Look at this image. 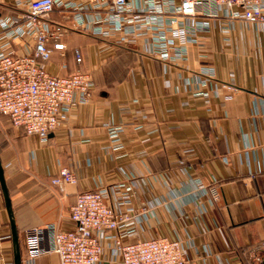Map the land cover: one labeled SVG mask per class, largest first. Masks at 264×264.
Instances as JSON below:
<instances>
[{
  "label": "crops",
  "instance_id": "0c3cea01",
  "mask_svg": "<svg viewBox=\"0 0 264 264\" xmlns=\"http://www.w3.org/2000/svg\"><path fill=\"white\" fill-rule=\"evenodd\" d=\"M32 1L0 0V19L24 14ZM55 1L49 22L67 28L66 49L54 52L48 68L89 73L94 89L90 102L69 112L45 141L0 112V160L22 264L28 230L71 228L78 194L120 182L133 187L135 208L147 211L141 225L117 234L126 241L181 239L193 264L247 258L258 264L264 243V24L199 17L209 30L190 37L183 58H160L152 53L160 19L151 25L129 19L160 17L162 0H130L133 13L119 19L101 0ZM77 14L102 21L94 32L77 31ZM6 32L0 49L33 52L29 38H7ZM112 128L118 139L111 138ZM63 168L77 182L61 190L52 179ZM211 190L218 194L213 202ZM0 264H15L1 185ZM33 264L60 259L43 254ZM101 264L119 263L105 252Z\"/></svg>",
  "mask_w": 264,
  "mask_h": 264
},
{
  "label": "built area",
  "instance_id": "2783aa9c",
  "mask_svg": "<svg viewBox=\"0 0 264 264\" xmlns=\"http://www.w3.org/2000/svg\"><path fill=\"white\" fill-rule=\"evenodd\" d=\"M101 1L118 14L115 19L133 13L130 0ZM56 4L55 0H33L24 14L0 19V45L2 32L7 31V38H29L34 48L27 54L0 49V112L10 118L14 127L44 141L60 129L69 112L90 102L94 89L89 73L61 75L48 68L54 50L66 49L62 39L67 28L49 22ZM159 14L160 17L139 14L129 20L151 25L152 20L160 19L161 32L152 53L160 58L179 59L186 54L191 36L209 30L199 17H242L253 24H264V0H162ZM98 21L85 20L77 14L73 28L94 32L92 27ZM76 62H82L80 51H76ZM109 133L112 139H118L116 128ZM76 182L68 168L52 179V184L61 190ZM211 195L212 202L218 199L215 190H211ZM133 196V187L124 182L78 194L70 209L71 228L48 224L27 231V264H33L43 254H56L60 264H101L105 252L119 264H193L188 246L181 239L159 236L126 241L117 235L131 224L141 225L146 218L147 211L135 208ZM261 249L263 256L255 260L258 264H264V243Z\"/></svg>",
  "mask_w": 264,
  "mask_h": 264
},
{
  "label": "water",
  "instance_id": "95a60500",
  "mask_svg": "<svg viewBox=\"0 0 264 264\" xmlns=\"http://www.w3.org/2000/svg\"><path fill=\"white\" fill-rule=\"evenodd\" d=\"M0 185L3 192L6 208L10 217V224H11V230H12V238H13V244H14V263L15 264H22V253H21V245L19 241V233L16 226L13 208H12V202L9 194V190L6 184L5 179V173L4 168L0 160Z\"/></svg>",
  "mask_w": 264,
  "mask_h": 264
},
{
  "label": "trees",
  "instance_id": "16d2710c",
  "mask_svg": "<svg viewBox=\"0 0 264 264\" xmlns=\"http://www.w3.org/2000/svg\"><path fill=\"white\" fill-rule=\"evenodd\" d=\"M55 10V7H54V9H53V11ZM52 11V12H53ZM10 16H15V14H12V15H10ZM0 17H3V16H0ZM54 52H58V51H55L54 50ZM71 74V73H70ZM93 79V78H92ZM93 82H94V80H93ZM2 114V113H1ZM4 115V114H3ZM6 116V115H5ZM244 254H246L245 252H244ZM246 261V260H245ZM245 263H247V264H254L253 263V260L252 259H250V258H247V261L245 262Z\"/></svg>",
  "mask_w": 264,
  "mask_h": 264
}]
</instances>
